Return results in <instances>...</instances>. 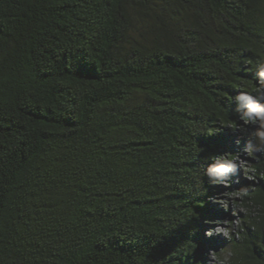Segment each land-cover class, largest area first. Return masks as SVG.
Segmentation results:
<instances>
[{"label": "trees", "instance_id": "obj_1", "mask_svg": "<svg viewBox=\"0 0 264 264\" xmlns=\"http://www.w3.org/2000/svg\"><path fill=\"white\" fill-rule=\"evenodd\" d=\"M261 63L264 0H0V264H204ZM253 168L224 264H264Z\"/></svg>", "mask_w": 264, "mask_h": 264}, {"label": "rangeland", "instance_id": "obj_2", "mask_svg": "<svg viewBox=\"0 0 264 264\" xmlns=\"http://www.w3.org/2000/svg\"><path fill=\"white\" fill-rule=\"evenodd\" d=\"M257 81L259 89L253 92V97L264 102V82L258 76ZM258 130L257 121L246 122L240 116L234 127L228 126L223 131L227 147L217 162L228 166L231 161L235 170L214 180L212 194L205 201L209 210L203 221L207 238L203 242L204 264H224L229 256L231 239L240 234L243 222L246 223L247 209L243 197L246 187L256 181L253 163L264 153V148L251 154L246 149L257 144L254 133Z\"/></svg>", "mask_w": 264, "mask_h": 264}, {"label": "clouds", "instance_id": "obj_3", "mask_svg": "<svg viewBox=\"0 0 264 264\" xmlns=\"http://www.w3.org/2000/svg\"><path fill=\"white\" fill-rule=\"evenodd\" d=\"M257 76L261 82H264V63L258 65ZM238 108L241 110V119L244 121H257L259 130L254 133L257 141L255 146L249 145L246 151L251 154L253 151H260L264 148V102H259L256 98L249 94H239L236 96ZM235 170V164L229 161L228 166L211 165L207 172L210 177L219 178L224 174Z\"/></svg>", "mask_w": 264, "mask_h": 264}]
</instances>
